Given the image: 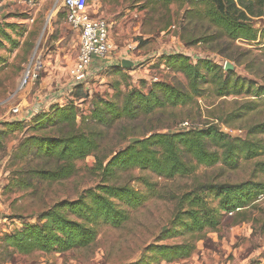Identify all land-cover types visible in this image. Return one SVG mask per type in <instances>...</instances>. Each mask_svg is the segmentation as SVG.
Segmentation results:
<instances>
[{
    "label": "rangeland",
    "instance_id": "obj_1",
    "mask_svg": "<svg viewBox=\"0 0 264 264\" xmlns=\"http://www.w3.org/2000/svg\"><path fill=\"white\" fill-rule=\"evenodd\" d=\"M89 7L94 16L110 24L113 49L104 59L95 61L85 81L77 87L69 69L77 59L80 37L67 23L62 1L0 2V23L15 25L9 30L15 44L6 43L0 49V246L5 233L26 224H41L42 213L63 201L77 200L89 190H96L103 181L102 171L95 168L96 158L90 155L76 162V173L70 178L49 182L35 177L29 180V187L19 188L16 181L30 177L32 169L50 167L38 157L18 156L20 145L34 134H55V128L35 130L36 125L28 123L23 130L9 131L6 123L25 119L29 111L48 112L55 105L70 102L76 103L81 114H88L94 102L112 99L115 87L127 92L131 88H148L150 83L159 80L187 84L182 73L163 64V55L173 53H184L195 63L199 59H209L223 65L225 70L228 65L227 69L236 76L253 81L255 87L264 86V17L255 18L256 27L260 29L258 40L237 39L229 43L225 38L208 40L214 28L201 20H190L188 4L172 3L166 7L154 0H92ZM231 53L242 62L228 58ZM123 59L133 61V66L123 67ZM35 65L39 67L38 77L24 83L27 70ZM253 99L259 102L257 109L231 127L217 120L216 117L227 118V114L237 111L244 101ZM171 112L176 113L171 115ZM145 119L116 123L110 129L91 125L102 132L99 155L116 153L132 138L141 139L138 135L125 138L124 125L137 133L145 132L146 125L157 132L176 133L202 129L215 121L231 137L246 138L250 126L264 122V96L260 99L243 95L218 97L212 86H208L203 95L187 107L168 109L163 117ZM78 121L81 124V118ZM257 161H264V155L254 160H241L236 166L201 165L191 175L172 178L141 168L115 170L111 183H129L147 196L136 208H128L120 202L129 214L122 226L101 224L91 246L65 252L10 255L0 248V264H127L138 261L151 244H175L189 239L185 231L175 237H163L177 215V205L184 194L198 193L215 208L219 200L215 192L206 188L250 179L264 181V174L255 171ZM249 213L258 218L257 222L234 224L224 217L218 231L205 232L202 239L196 241L188 258L160 264H264V200Z\"/></svg>",
    "mask_w": 264,
    "mask_h": 264
},
{
    "label": "trees",
    "instance_id": "obj_2",
    "mask_svg": "<svg viewBox=\"0 0 264 264\" xmlns=\"http://www.w3.org/2000/svg\"><path fill=\"white\" fill-rule=\"evenodd\" d=\"M154 1L166 7L172 3L188 4L190 20L198 19L214 28L208 40L225 38L232 43L237 39H259L260 29L256 27L255 18L264 17V0ZM14 27L13 23H0V49L6 43L15 44L9 32ZM228 58L242 62L232 53ZM162 59L167 68L182 73L187 84L159 80L150 83L148 88H131L127 92L115 87V96L94 102L88 114H81L76 103L70 102L55 105L48 112L34 113L30 119L6 123L9 131L23 130L28 123L35 124V130L55 128V134H34L20 145L18 156L38 157L50 167L32 169L30 177L16 181L19 188L29 187V180L35 177L49 182L70 178L76 173V162L90 155L95 156V168L102 171L103 181L96 190H89L77 200L63 201L42 213L41 224H26L5 233L0 246L4 252L11 255L87 248L96 241L99 225L122 226L129 219L126 207L140 206L147 196L129 183H111L115 170L141 168L172 178L191 175L201 165L211 167L221 163L227 167L236 166L241 160H254L264 155V137L261 136L264 135V122L250 126L248 136L242 138L231 137L218 122L212 121L202 129L176 133L157 132L151 125H146L145 132L137 133L124 125L125 138L138 135L141 139L129 142L116 153L100 156L102 132L91 125L110 129L116 123L163 117L168 109L192 104L208 86H212L218 97L243 95L260 99L264 96V86L255 87L253 81L236 76L232 70H225L223 65L209 59H199L195 63L184 53L163 55ZM258 103L255 99L246 100L237 111L227 114V118H216L231 127L235 121L254 112ZM255 166V171L264 174V161H257ZM206 189L215 192L218 206L210 207L198 193L184 194L177 205L174 221L163 235L170 238L185 231L189 239L175 244H151L141 259L127 264H160L188 258L196 241L202 239L205 232L218 231L224 217L234 224L257 222L258 218H253L249 211L264 200V181L250 179L239 183H219Z\"/></svg>",
    "mask_w": 264,
    "mask_h": 264
},
{
    "label": "built area",
    "instance_id": "obj_3",
    "mask_svg": "<svg viewBox=\"0 0 264 264\" xmlns=\"http://www.w3.org/2000/svg\"><path fill=\"white\" fill-rule=\"evenodd\" d=\"M61 1L66 11L67 23L80 37L77 59L69 69L73 84L78 85L85 81L95 61L104 59L113 49L110 24L90 12L89 4L92 0ZM38 70L36 65L33 69L29 67L24 76V83H27L29 78L36 79Z\"/></svg>",
    "mask_w": 264,
    "mask_h": 264
},
{
    "label": "water",
    "instance_id": "obj_4",
    "mask_svg": "<svg viewBox=\"0 0 264 264\" xmlns=\"http://www.w3.org/2000/svg\"><path fill=\"white\" fill-rule=\"evenodd\" d=\"M133 64H134L133 61H131V60H129V59H123V60H122V66L125 67V68H130V67L133 66ZM227 66H228V65L225 66L226 70H228V69H227V68H228ZM135 140H136L135 138H132V139L130 140V142L133 143V142H135Z\"/></svg>",
    "mask_w": 264,
    "mask_h": 264
},
{
    "label": "crops",
    "instance_id": "obj_5",
    "mask_svg": "<svg viewBox=\"0 0 264 264\" xmlns=\"http://www.w3.org/2000/svg\"><path fill=\"white\" fill-rule=\"evenodd\" d=\"M34 113H31V111H29V114L26 116V118H25V116L24 117H22V118H25V119H30V117L33 115Z\"/></svg>",
    "mask_w": 264,
    "mask_h": 264
}]
</instances>
